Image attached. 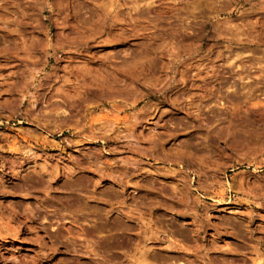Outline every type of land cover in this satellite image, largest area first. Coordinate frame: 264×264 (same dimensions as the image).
Segmentation results:
<instances>
[{
	"label": "rangeland",
	"instance_id": "rangeland-1",
	"mask_svg": "<svg viewBox=\"0 0 264 264\" xmlns=\"http://www.w3.org/2000/svg\"><path fill=\"white\" fill-rule=\"evenodd\" d=\"M0 264H264V0H0Z\"/></svg>",
	"mask_w": 264,
	"mask_h": 264
},
{
	"label": "bare ground",
	"instance_id": "bare-ground-1",
	"mask_svg": "<svg viewBox=\"0 0 264 264\" xmlns=\"http://www.w3.org/2000/svg\"><path fill=\"white\" fill-rule=\"evenodd\" d=\"M47 80H48V79H47ZM50 85H51V84H50ZM52 86H53V85H52ZM63 92H64V91H63ZM65 94H66V93H65ZM50 95H51V94H50ZM67 95L70 96L69 93H68ZM67 95H66V98L68 97ZM71 97H72V95L70 96V99H69V100H71ZM73 97H74V95H73ZM67 99H68V98H67ZM72 99H73V98H72ZM67 101H68V100H67ZM71 103H73V102L71 101ZM73 106H74V105H73ZM57 108H58V107H57ZM72 108H73V107H72ZM51 110H52V109H51ZM77 113H78V112H77ZM63 114H64V112H63ZM48 115H49V114H48ZM49 116H51V114H50ZM64 116H65V115H64ZM32 117H33V116H32ZM33 120H34V119H33ZM93 121H94V120H93ZM101 121H102V120H101ZM101 121H100V122H101ZM109 122H110V121H109ZM3 236H4V235H3Z\"/></svg>",
	"mask_w": 264,
	"mask_h": 264
}]
</instances>
